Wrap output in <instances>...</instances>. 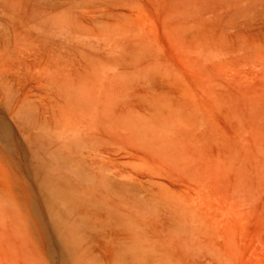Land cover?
Returning <instances> with one entry per match:
<instances>
[{
	"label": "rangeland",
	"instance_id": "374dc122",
	"mask_svg": "<svg viewBox=\"0 0 264 264\" xmlns=\"http://www.w3.org/2000/svg\"><path fill=\"white\" fill-rule=\"evenodd\" d=\"M258 161L264 0H0V264H264Z\"/></svg>",
	"mask_w": 264,
	"mask_h": 264
},
{
	"label": "bare ground",
	"instance_id": "6f19581e",
	"mask_svg": "<svg viewBox=\"0 0 264 264\" xmlns=\"http://www.w3.org/2000/svg\"><path fill=\"white\" fill-rule=\"evenodd\" d=\"M251 163H252V162H251ZM255 165H256V166H260V167H261V166L264 167V161H258V162L255 163ZM245 167H246V166H245ZM249 170H250V169H249ZM246 171H247V170H246ZM244 175H245L246 178H248V179L254 181V180H256V179H255V176H256L257 174L253 175V174L251 173V171H250V172H245Z\"/></svg>",
	"mask_w": 264,
	"mask_h": 264
}]
</instances>
